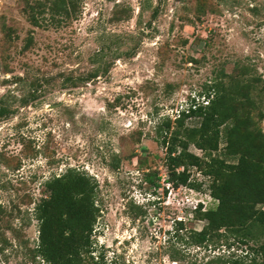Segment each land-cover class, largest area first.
Instances as JSON below:
<instances>
[{"label":"rangeland","instance_id":"rangeland-1","mask_svg":"<svg viewBox=\"0 0 264 264\" xmlns=\"http://www.w3.org/2000/svg\"><path fill=\"white\" fill-rule=\"evenodd\" d=\"M76 1L59 27L36 28L20 0H0V104L10 111L0 119V264L24 263L18 244L36 243L42 183L70 167L97 183L90 264H264L252 242L202 249L176 239V222L186 239L204 224L198 205L215 201L195 168L196 189L164 181L154 134L220 68L239 62L264 87V0H204L198 11L196 0ZM153 171L156 188L144 180Z\"/></svg>","mask_w":264,"mask_h":264},{"label":"trees","instance_id":"trees-1","mask_svg":"<svg viewBox=\"0 0 264 264\" xmlns=\"http://www.w3.org/2000/svg\"><path fill=\"white\" fill-rule=\"evenodd\" d=\"M20 1L25 21L36 28H57L78 9L76 0ZM196 2L195 10H201L205 1ZM155 12L156 9L152 17ZM4 38L12 39L9 29ZM31 44L32 37L28 35L22 50ZM96 76L94 71L87 79ZM263 101L264 87L258 78L236 62L229 73L220 68L173 120L163 117L156 125L155 140L164 150V181L172 187L196 189L200 185L189 181V171L195 168L208 180L207 191L215 201L213 208L203 211L198 205L194 218L204 224L198 231H189L186 239L178 235L184 230L182 222H176L178 241L202 249L252 242L256 255L264 262V131L260 127ZM9 114V109L0 104V119ZM190 146L201 156L190 153ZM144 180L154 188L158 186L155 171L144 174ZM96 195V181L76 168H67L45 180L41 196L32 207L37 223L36 243L32 248L18 244L24 249L22 264H33L35 260L45 264H90V236L99 216ZM174 254L170 253L172 260L176 258ZM222 259L216 256L212 260L218 264Z\"/></svg>","mask_w":264,"mask_h":264},{"label":"crops","instance_id":"crops-1","mask_svg":"<svg viewBox=\"0 0 264 264\" xmlns=\"http://www.w3.org/2000/svg\"><path fill=\"white\" fill-rule=\"evenodd\" d=\"M262 210L264 211V205L262 206Z\"/></svg>","mask_w":264,"mask_h":264}]
</instances>
